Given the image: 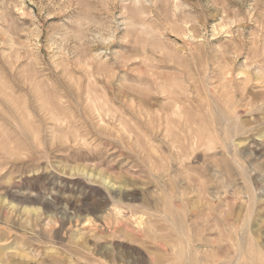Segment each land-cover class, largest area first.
Here are the masks:
<instances>
[{"label": "rangeland", "instance_id": "obj_1", "mask_svg": "<svg viewBox=\"0 0 264 264\" xmlns=\"http://www.w3.org/2000/svg\"><path fill=\"white\" fill-rule=\"evenodd\" d=\"M0 264H264V0H0Z\"/></svg>", "mask_w": 264, "mask_h": 264}]
</instances>
